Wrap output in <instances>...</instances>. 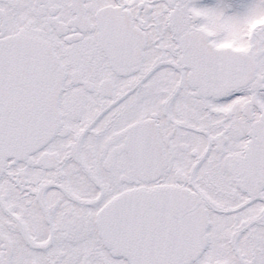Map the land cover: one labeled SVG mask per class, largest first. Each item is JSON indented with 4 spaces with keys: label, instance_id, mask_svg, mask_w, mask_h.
Listing matches in <instances>:
<instances>
[{
    "label": "flooded vegetation",
    "instance_id": "obj_1",
    "mask_svg": "<svg viewBox=\"0 0 264 264\" xmlns=\"http://www.w3.org/2000/svg\"><path fill=\"white\" fill-rule=\"evenodd\" d=\"M251 1L0 0V264H264V13H232ZM199 36L254 78L204 95ZM158 182L205 231L189 246L118 231L120 197Z\"/></svg>",
    "mask_w": 264,
    "mask_h": 264
},
{
    "label": "rangeland",
    "instance_id": "obj_2",
    "mask_svg": "<svg viewBox=\"0 0 264 264\" xmlns=\"http://www.w3.org/2000/svg\"><path fill=\"white\" fill-rule=\"evenodd\" d=\"M251 2L253 3L249 10L243 8V12H241L240 9H236L232 13L234 15L254 14L259 11L264 13V0H252ZM209 9L213 11L215 8L209 6ZM222 10H225L224 6H220L215 11L219 13ZM226 172L228 173V171H224L225 174ZM165 184L169 185L171 182L136 186L131 189L128 198L120 197L117 223H119L118 231L121 234L124 233L125 237L140 241L144 247L151 248L155 244L162 243V240L166 238L181 239L186 246H189L205 232L194 227L192 218L177 220V209L182 204L177 202L176 191H180V189L177 187L168 188ZM226 230L230 229L214 230V232L224 236Z\"/></svg>",
    "mask_w": 264,
    "mask_h": 264
},
{
    "label": "water",
    "instance_id": "obj_3",
    "mask_svg": "<svg viewBox=\"0 0 264 264\" xmlns=\"http://www.w3.org/2000/svg\"><path fill=\"white\" fill-rule=\"evenodd\" d=\"M194 40L200 47L198 79L204 95L221 97L254 78L257 66L251 56L235 50L220 49L201 36ZM138 158L135 176L145 182L158 180L167 166L164 150L156 147L143 150L142 156Z\"/></svg>",
    "mask_w": 264,
    "mask_h": 264
}]
</instances>
